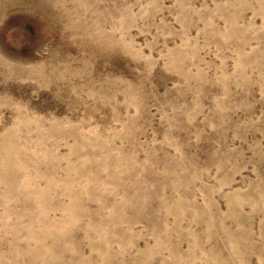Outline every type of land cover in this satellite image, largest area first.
I'll use <instances>...</instances> for the list:
<instances>
[{
    "label": "rangeland",
    "instance_id": "374dc122",
    "mask_svg": "<svg viewBox=\"0 0 264 264\" xmlns=\"http://www.w3.org/2000/svg\"><path fill=\"white\" fill-rule=\"evenodd\" d=\"M0 264H264V0H0Z\"/></svg>",
    "mask_w": 264,
    "mask_h": 264
}]
</instances>
